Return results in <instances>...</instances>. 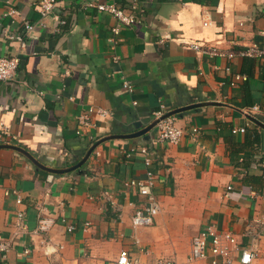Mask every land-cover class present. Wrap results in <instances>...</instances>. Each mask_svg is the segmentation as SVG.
I'll return each mask as SVG.
<instances>
[{
    "label": "crops",
    "instance_id": "0c3cea01",
    "mask_svg": "<svg viewBox=\"0 0 264 264\" xmlns=\"http://www.w3.org/2000/svg\"><path fill=\"white\" fill-rule=\"evenodd\" d=\"M85 1L57 0L43 18L40 0H0V56L20 59L15 80L0 82V120L10 131L0 145L65 168L109 137L81 172L60 174L0 147V235L8 243L0 264H117L124 249L138 264H214L210 252L188 262L193 237L211 225L232 230L241 246L217 257L218 264H241L244 249L256 252L252 264H264V60L190 46L264 47V0H134L144 8L141 21L122 26L115 48L109 37L117 19L84 8ZM10 8L18 10L15 18L6 15ZM55 16L67 21L59 31ZM28 22L35 24L30 34ZM17 34L25 46L11 38ZM235 73L248 78L235 81ZM202 103L172 115L183 130L177 143L157 144L156 125L123 137L151 125L162 105L171 111ZM82 114L94 125L81 126ZM144 146L156 171L159 211L151 225L134 227L144 198L129 182L146 176Z\"/></svg>",
    "mask_w": 264,
    "mask_h": 264
},
{
    "label": "built area",
    "instance_id": "2783aa9c",
    "mask_svg": "<svg viewBox=\"0 0 264 264\" xmlns=\"http://www.w3.org/2000/svg\"><path fill=\"white\" fill-rule=\"evenodd\" d=\"M131 5L128 7H123L116 3V0H89L85 1L84 8H96L99 12H107L112 14L118 21V23L113 26L112 34L109 37V40L112 44V47L115 48L120 42V31L122 26L133 27L140 23L141 13L144 11V8L137 6L138 4L134 0H130ZM40 12L42 17H47L53 13L57 0H40ZM18 10L15 8H10L7 12V16L15 18L18 14ZM57 25L55 30L59 31L60 26L66 24V20L59 16H55ZM204 24H208L206 21ZM45 24H42L44 27ZM35 29L34 23H26L25 30L26 33L30 34ZM262 36L264 37V30L261 31ZM15 38L22 46H25L24 34H17L11 36ZM194 50L205 53L211 56H221L229 59H233L236 56H250L258 59L264 60V47H261L257 44H252L247 48L240 50L238 52L233 50H220L216 46L205 45L199 42H193L190 45ZM115 60H119V56H114ZM20 59L18 56H0V82H12L15 80L17 75V70L19 67ZM227 70H230V66L226 67ZM235 81H245L247 80V75L242 73L234 74ZM123 86L129 91H133V86L128 80H123ZM258 109L257 106L254 107ZM167 111L164 110V105L160 106L158 110L154 112V119H160ZM108 111L101 110V115H106ZM174 117L168 116L166 118L160 119L156 126L158 127V133L156 138L157 144L164 143H177L180 141L181 136L183 135V130L177 127L174 123ZM81 126H90L94 125L92 121L89 120V117L85 114H82L79 117ZM196 131V128L194 129ZM245 128H234L233 132H244ZM80 133V129L77 131ZM10 131L8 127L0 120V138L4 136H9ZM141 152L144 155V163L146 166V176L141 180L132 179L129 184L137 190L138 194L144 198V204L140 208L136 209L135 213L132 216V225L134 227L147 226L151 225L156 217V214L159 211V203L154 191L156 186V171L153 168V159L150 155V150L144 146L141 148ZM231 188V187H229ZM62 222H66L67 230L73 231L76 226L73 223L68 222V219L65 216H62ZM42 223H45L44 221ZM90 223H86V226ZM44 228L43 225H41ZM248 234L253 231L249 228L246 231ZM246 233V234H247ZM8 249V243L4 241L3 237L0 235V252H5ZM241 246L239 243L238 235L235 234L232 230H217L215 225L208 226L207 229L201 231V233L193 237L191 242V252L188 258V262H194L199 259H204L207 257L210 252L213 256V263L218 264L217 257L228 258L232 252L240 251ZM256 256V252L252 249H244L240 256L241 264H252L253 258ZM225 259V260H226ZM117 264H138L137 260H132L129 255V251L124 249L121 251ZM151 264H186L180 263L175 260H165L159 259L157 263Z\"/></svg>",
    "mask_w": 264,
    "mask_h": 264
},
{
    "label": "water",
    "instance_id": "95a60500",
    "mask_svg": "<svg viewBox=\"0 0 264 264\" xmlns=\"http://www.w3.org/2000/svg\"><path fill=\"white\" fill-rule=\"evenodd\" d=\"M202 105H204V104L202 103V104H189V105H185V106L176 108L174 110L167 111L160 119H163V118H166L168 116H172V115H175L177 113L183 112L185 110H188V109H191V108H194V107H198V106H202ZM160 119H155L154 122L151 125H149V126H147L145 128H141L140 130H137L136 132H132V133H130L128 135H124L123 137H137V136H141L144 133H146L147 131H149L152 128H154L155 125L158 123V121ZM260 124H261L262 127H264V124H262V123H260ZM135 126L138 129L139 127H141V122H136L135 123ZM108 138L109 137L103 138L99 142H97L94 145H92L88 149V151L86 152V154L83 156V158L81 160H79L77 163H75V164H73L71 166L65 167V168H51V167H46L43 164H41L36 158H34V156H32L30 153H28L24 149L20 148L19 146H16V145H13V144H2V145H0V147H8V148H13V149L19 150V151L23 152L24 154H26L35 164H37V166L39 168H43L45 170H48V171H51V172L60 174V173L70 172V171H73V170H77V171L81 172L82 171L81 170L82 165L88 160L89 156L91 155V153L95 149V147L100 142H102V141H104V140H106ZM145 138L149 139L150 136L147 134V135H145Z\"/></svg>",
    "mask_w": 264,
    "mask_h": 264
},
{
    "label": "trees",
    "instance_id": "16d2710c",
    "mask_svg": "<svg viewBox=\"0 0 264 264\" xmlns=\"http://www.w3.org/2000/svg\"><path fill=\"white\" fill-rule=\"evenodd\" d=\"M198 1H200V2H206L207 0H198Z\"/></svg>",
    "mask_w": 264,
    "mask_h": 264
}]
</instances>
